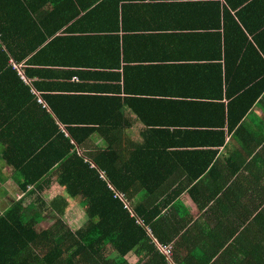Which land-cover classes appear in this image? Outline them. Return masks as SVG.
I'll return each instance as SVG.
<instances>
[{
    "label": "trees",
    "instance_id": "trees-1",
    "mask_svg": "<svg viewBox=\"0 0 264 264\" xmlns=\"http://www.w3.org/2000/svg\"><path fill=\"white\" fill-rule=\"evenodd\" d=\"M120 1L0 0V82L10 93L16 82L12 97L20 111L18 118L8 117L16 121L14 130L0 122V140L8 143L0 142V171L9 169L23 193L0 211V264H132L133 255L148 257L145 264H167L154 241V216L132 202L162 184L140 179L138 160L144 170L145 162L159 154L153 112L160 113V99L170 91L145 89L148 83L141 78L147 69L142 63L159 52L171 9L152 4L136 21L121 10ZM172 39L184 43L178 33ZM222 51L219 47L210 61L222 58ZM232 83L231 77L225 90L220 81L211 91L229 98L219 115L230 129L239 126L264 89L241 85L235 94ZM17 84L25 89L24 99ZM144 91L152 93L138 94ZM126 107L151 128L140 146L129 138ZM53 184L60 192L44 199ZM74 201L87 220L72 231L65 218ZM31 202L42 214L25 221ZM46 213L56 219L49 226Z\"/></svg>",
    "mask_w": 264,
    "mask_h": 264
},
{
    "label": "crops",
    "instance_id": "crops-1",
    "mask_svg": "<svg viewBox=\"0 0 264 264\" xmlns=\"http://www.w3.org/2000/svg\"><path fill=\"white\" fill-rule=\"evenodd\" d=\"M152 4L169 5V27L163 28L155 58L142 63L147 69L141 83H148L145 89L152 86L170 93L162 95L160 113L153 112L159 122L153 145L159 154L145 162L144 170L138 160V177L162 184L154 193L140 192L132 204L154 216L156 245L162 240L173 248L167 264H264V89L233 129L219 115L229 98L211 93L220 81L226 90L231 77L235 94L241 85L263 88L264 0H122L119 7L142 21ZM176 33L184 43L173 41ZM200 38L207 44H199ZM219 47L223 57L210 61ZM4 89L0 82V122L14 130L16 121L8 117L18 118L20 113L12 97L16 82L12 93ZM18 91L24 99L25 89L17 84ZM126 109L132 123L129 138L140 146L151 128ZM0 175V184L13 182L6 167ZM13 197L0 187V203ZM147 258L133 255L130 262L145 264Z\"/></svg>",
    "mask_w": 264,
    "mask_h": 264
},
{
    "label": "rangeland",
    "instance_id": "rangeland-1",
    "mask_svg": "<svg viewBox=\"0 0 264 264\" xmlns=\"http://www.w3.org/2000/svg\"><path fill=\"white\" fill-rule=\"evenodd\" d=\"M2 186V189H5L7 193H13L14 197L12 199H7L4 198L2 202L0 203V211L3 212L7 208H9L12 204H14L16 201H19L21 198H23V195L21 192H19V189L16 188V185L14 182H9L5 184H0V187ZM60 192V188L54 186L53 190H51L50 193L44 194L43 198L46 200H49L48 196L52 197L54 194H57ZM29 201V199H28ZM34 204V205H29V204ZM27 203L28 208L26 209V212L24 213L25 215V221H28L32 216H38L40 213L42 214L41 210L37 205H39L36 202H31ZM3 206V207H2ZM47 217L46 220L44 221L45 226H49L55 222L56 219H54L53 215H49L48 213L45 214ZM87 220V215L85 213V209L80 206L78 201H74L71 203V208L65 218V224L67 225L68 228H70L72 231L78 230L81 226L85 224ZM132 257V256H131ZM130 262V258L128 259ZM131 263V262H130Z\"/></svg>",
    "mask_w": 264,
    "mask_h": 264
},
{
    "label": "built area",
    "instance_id": "built-area-1",
    "mask_svg": "<svg viewBox=\"0 0 264 264\" xmlns=\"http://www.w3.org/2000/svg\"><path fill=\"white\" fill-rule=\"evenodd\" d=\"M39 102H42V99L39 98ZM159 252L166 258L167 261H170L172 257V250L168 246L158 245Z\"/></svg>",
    "mask_w": 264,
    "mask_h": 264
}]
</instances>
